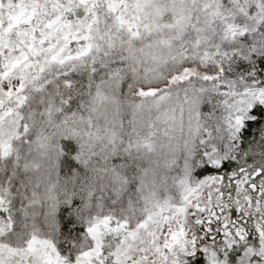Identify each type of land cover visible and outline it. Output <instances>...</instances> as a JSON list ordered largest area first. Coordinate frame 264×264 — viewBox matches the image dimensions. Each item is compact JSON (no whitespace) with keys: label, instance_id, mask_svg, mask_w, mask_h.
Segmentation results:
<instances>
[{"label":"snow or ice","instance_id":"6c2138e0","mask_svg":"<svg viewBox=\"0 0 264 264\" xmlns=\"http://www.w3.org/2000/svg\"><path fill=\"white\" fill-rule=\"evenodd\" d=\"M0 264H264V0H0Z\"/></svg>","mask_w":264,"mask_h":264}]
</instances>
